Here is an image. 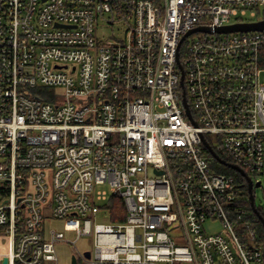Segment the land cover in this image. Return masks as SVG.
Wrapping results in <instances>:
<instances>
[{
  "label": "built area",
  "instance_id": "2783aa9c",
  "mask_svg": "<svg viewBox=\"0 0 264 264\" xmlns=\"http://www.w3.org/2000/svg\"><path fill=\"white\" fill-rule=\"evenodd\" d=\"M263 19L264 0H0V261L58 264L75 240L49 223L77 217L75 264H264L205 144L264 172V27L217 29Z\"/></svg>",
  "mask_w": 264,
  "mask_h": 264
},
{
  "label": "rangeland",
  "instance_id": "374dc122",
  "mask_svg": "<svg viewBox=\"0 0 264 264\" xmlns=\"http://www.w3.org/2000/svg\"><path fill=\"white\" fill-rule=\"evenodd\" d=\"M114 33L116 35L121 33V30L114 27ZM100 35H104L105 38L111 36L112 27H104L100 30ZM261 80L264 82V72L261 74ZM60 90V89H57ZM257 179H261L262 183L260 186L255 188V203L257 206H261L264 208V172L257 177ZM101 189L109 190V184H101L98 186ZM52 214V211H50ZM102 218L99 216L98 221H101ZM82 224V220L77 217L73 218H64V219H55L52 217V221L49 223L50 227H54L57 230H63L66 233V236L70 240H75L74 243L69 241H62L56 243V251L58 255V264H71L72 255L77 253L78 251H83L87 248L92 247V243L90 242V238L86 236H82L77 238L76 228ZM220 221L208 222L207 228L208 230H220L221 229ZM9 251L8 238L0 237V254H5Z\"/></svg>",
  "mask_w": 264,
  "mask_h": 264
},
{
  "label": "water",
  "instance_id": "95a60500",
  "mask_svg": "<svg viewBox=\"0 0 264 264\" xmlns=\"http://www.w3.org/2000/svg\"><path fill=\"white\" fill-rule=\"evenodd\" d=\"M263 27H264V19L255 21V22H249V23H233V24L222 26V27H218L217 29L220 31H233V30H238V29H253V28H263ZM187 110L189 112V109ZM205 144L208 147L209 151L213 154V156L217 160H219L221 163L225 165H228L234 169H237L242 175L246 177L252 208L254 212L257 213V215L260 217V219L262 220L264 224V217L260 214L259 210L257 209L255 205V193H254V188L261 185L262 183L261 179L254 180L253 177L250 176L243 167H241L235 162L229 161L226 158L221 157L217 153V151L207 141H205ZM263 249H264V246H263ZM87 255L89 256V252H87ZM75 263H76V258L75 256H73L72 264H75ZM4 264H6V261H4Z\"/></svg>",
  "mask_w": 264,
  "mask_h": 264
},
{
  "label": "trees",
  "instance_id": "16d2710c",
  "mask_svg": "<svg viewBox=\"0 0 264 264\" xmlns=\"http://www.w3.org/2000/svg\"><path fill=\"white\" fill-rule=\"evenodd\" d=\"M217 153L221 157L226 158L227 160H229L222 151L218 150ZM206 156L208 157L210 163L216 169L234 175L238 179V181L245 187L246 195H245V198H244V205L248 209H250L252 211V213L256 216V219H257V233H258V239H257L258 245L259 246L264 245V224H263L262 220L260 219V217L252 209L251 200H250V197H249V191H248V188H247L248 186H247L246 177L244 175H242L237 169H234V168H232V167H230L228 165H225V164L221 163L219 160H217L213 156V154L209 150H206ZM246 171L252 177H256L255 173H251L248 170H246ZM255 188H254V193H255ZM117 202H118V207H119V211L121 212V215H122V213L124 215L125 208H124V206L122 204V201L119 199V200H117ZM255 205H256V203H255ZM256 207L259 210L260 214L264 217V208H262L261 206H257V205H256Z\"/></svg>",
  "mask_w": 264,
  "mask_h": 264
},
{
  "label": "crops",
  "instance_id": "0c3cea01",
  "mask_svg": "<svg viewBox=\"0 0 264 264\" xmlns=\"http://www.w3.org/2000/svg\"><path fill=\"white\" fill-rule=\"evenodd\" d=\"M0 264H4V261L2 262V261H0Z\"/></svg>",
  "mask_w": 264,
  "mask_h": 264
}]
</instances>
